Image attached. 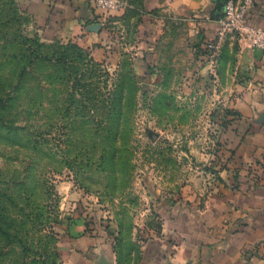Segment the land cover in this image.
<instances>
[{
  "label": "rangeland",
  "instance_id": "1",
  "mask_svg": "<svg viewBox=\"0 0 264 264\" xmlns=\"http://www.w3.org/2000/svg\"><path fill=\"white\" fill-rule=\"evenodd\" d=\"M122 2L87 45L0 0V264H63L77 224L115 264H139L171 221L264 178L228 135L247 77L238 39L207 52L184 4Z\"/></svg>",
  "mask_w": 264,
  "mask_h": 264
},
{
  "label": "crops",
  "instance_id": "2",
  "mask_svg": "<svg viewBox=\"0 0 264 264\" xmlns=\"http://www.w3.org/2000/svg\"><path fill=\"white\" fill-rule=\"evenodd\" d=\"M18 1L36 30L46 38L79 40L87 45L105 38L100 30L105 10L96 7L91 0ZM126 1L136 5L137 0ZM164 1L167 9L184 4L193 14L195 18L190 21L201 28L205 37L203 47L214 39L225 0ZM142 2L148 9L161 4V0ZM246 21L264 28V0L254 1ZM147 22L151 24L150 19ZM229 38L234 37L227 35L224 41ZM241 48L242 70L247 77L240 95L234 97V109L239 118H235L228 135L236 148L235 160L264 162V50L243 45ZM167 227L175 230L170 232L172 241L154 242L142 253L139 264H264V178L257 184L244 183L238 190L216 197L212 209L196 221L184 217L179 223L171 221ZM87 232L84 224L68 228L67 233L77 237L61 243L69 251L63 264H115L108 246L100 245V238ZM88 250L101 256L87 255Z\"/></svg>",
  "mask_w": 264,
  "mask_h": 264
},
{
  "label": "built area",
  "instance_id": "3",
  "mask_svg": "<svg viewBox=\"0 0 264 264\" xmlns=\"http://www.w3.org/2000/svg\"><path fill=\"white\" fill-rule=\"evenodd\" d=\"M254 1L225 0L223 16L219 20L215 37L204 46L207 52L214 51L218 41L227 35L235 36L246 48L264 50V28L249 25L246 21ZM91 2L105 11L116 10L122 6L119 0H91Z\"/></svg>",
  "mask_w": 264,
  "mask_h": 264
}]
</instances>
